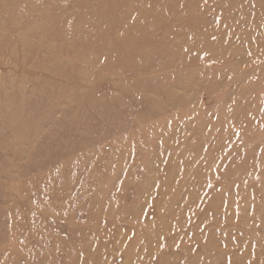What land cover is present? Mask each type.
I'll return each instance as SVG.
<instances>
[{
  "label": "rangeland",
  "instance_id": "374dc122",
  "mask_svg": "<svg viewBox=\"0 0 264 264\" xmlns=\"http://www.w3.org/2000/svg\"><path fill=\"white\" fill-rule=\"evenodd\" d=\"M0 264H264V0H0Z\"/></svg>",
  "mask_w": 264,
  "mask_h": 264
}]
</instances>
